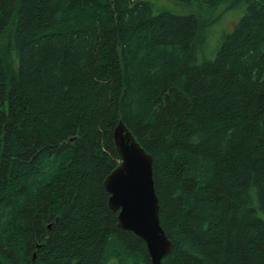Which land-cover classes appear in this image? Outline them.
I'll return each mask as SVG.
<instances>
[{
    "label": "trees",
    "instance_id": "1",
    "mask_svg": "<svg viewBox=\"0 0 264 264\" xmlns=\"http://www.w3.org/2000/svg\"><path fill=\"white\" fill-rule=\"evenodd\" d=\"M169 1L0 0V264H151L108 207L119 122L161 264H264V0Z\"/></svg>",
    "mask_w": 264,
    "mask_h": 264
},
{
    "label": "water",
    "instance_id": "2",
    "mask_svg": "<svg viewBox=\"0 0 264 264\" xmlns=\"http://www.w3.org/2000/svg\"><path fill=\"white\" fill-rule=\"evenodd\" d=\"M113 142L120 163L104 181L108 207L117 213L120 229L143 240L151 264H161L171 250V242L159 222L152 159L121 122L113 131Z\"/></svg>",
    "mask_w": 264,
    "mask_h": 264
},
{
    "label": "rangeland",
    "instance_id": "3",
    "mask_svg": "<svg viewBox=\"0 0 264 264\" xmlns=\"http://www.w3.org/2000/svg\"><path fill=\"white\" fill-rule=\"evenodd\" d=\"M151 4L165 6L166 9L171 10L174 13L181 14L185 11L181 10V7L174 2L169 0H147ZM241 16L240 9L227 10L223 12V15L220 16L218 23L213 28L214 39L219 38L222 33L229 32L233 29L237 21ZM206 54H210V48L206 49Z\"/></svg>",
    "mask_w": 264,
    "mask_h": 264
}]
</instances>
